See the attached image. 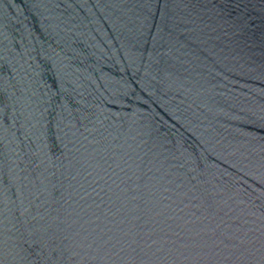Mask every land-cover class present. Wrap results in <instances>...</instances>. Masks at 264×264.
I'll list each match as a JSON object with an SVG mask.
<instances>
[{
    "label": "water",
    "instance_id": "water-1",
    "mask_svg": "<svg viewBox=\"0 0 264 264\" xmlns=\"http://www.w3.org/2000/svg\"><path fill=\"white\" fill-rule=\"evenodd\" d=\"M0 264H264V0H0Z\"/></svg>",
    "mask_w": 264,
    "mask_h": 264
}]
</instances>
